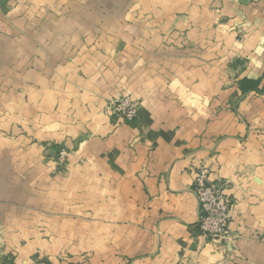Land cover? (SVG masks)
Segmentation results:
<instances>
[{
	"label": "crops",
	"instance_id": "obj_1",
	"mask_svg": "<svg viewBox=\"0 0 264 264\" xmlns=\"http://www.w3.org/2000/svg\"><path fill=\"white\" fill-rule=\"evenodd\" d=\"M22 19L34 24L0 16V104L43 103L41 125L54 127L43 139L58 135L74 151L62 178L71 193L62 187L58 197L72 202L75 224L79 214L112 233L105 245L119 254L99 263L264 264V0H140L139 19L76 17L38 53L31 42L18 47ZM117 91L136 95L140 119L106 120L101 110ZM50 103L61 108L58 122L44 116ZM203 168L226 183L232 240L200 231L194 179ZM19 211L24 223L15 211L0 219V244L44 247L31 235L32 210Z\"/></svg>",
	"mask_w": 264,
	"mask_h": 264
},
{
	"label": "rangeland",
	"instance_id": "obj_2",
	"mask_svg": "<svg viewBox=\"0 0 264 264\" xmlns=\"http://www.w3.org/2000/svg\"><path fill=\"white\" fill-rule=\"evenodd\" d=\"M0 16L34 19L33 25L25 23V19H22L21 23L17 22L15 34L18 38V47H24L25 42H31L33 53H38L47 42H52L47 40L52 33L72 32L76 17L84 18L88 24L95 21L104 22L107 17L116 20L121 16L139 19L140 0H0ZM31 30L33 36L19 37V34ZM56 43L54 41V44ZM40 79L42 77L38 74L35 82L41 83ZM32 94L34 99L40 100L42 97L43 100L42 92L32 90ZM41 105L43 107V103H36L35 100L31 103L28 100L22 103L18 100L16 104H12L11 109L7 104H0V115L3 116L2 119L5 118L0 120V214H2L0 219H5L4 215H7V212L12 214V211H15L13 219L23 220L24 223V216L19 217L16 213L20 214L19 210L24 207L30 208L33 231L38 230L36 233L31 232V235L37 234L39 238L41 235L47 242L44 247L33 243L31 248L26 249L25 240L20 248L7 249L1 243L0 264H16L15 262L23 264L26 255L34 261L59 260L67 264H100L101 258L108 254L118 256L120 249L106 247L105 244L109 240H105L110 239L112 233L104 229L96 230V226L100 228L98 224H90L89 221L78 222L83 217L79 214L76 215L75 224L70 208L72 202L66 197L65 199L58 197L59 192L63 191L62 187H66V192L71 193V184L67 188L65 179L62 178L69 173L66 163L74 156V151L63 141L58 140V135L43 139L42 131L51 133L54 127L46 128L41 125ZM57 107L56 103L49 105L44 115L47 122H58L56 120L63 115L59 111L61 108ZM5 108H9L11 112H4ZM101 113L106 116V120L116 125L131 124L140 119L139 103L132 92L117 91L106 101ZM18 115L23 118L20 120H24L25 115L32 118L28 122L20 121ZM9 116L12 120H8ZM14 117L17 119H13ZM9 129L11 131L5 132ZM84 218L89 220L90 217ZM42 221L44 231L40 229ZM21 234L20 237H25L24 233ZM228 238L230 233L226 236V239ZM230 239H233L232 235Z\"/></svg>",
	"mask_w": 264,
	"mask_h": 264
},
{
	"label": "built area",
	"instance_id": "obj_3",
	"mask_svg": "<svg viewBox=\"0 0 264 264\" xmlns=\"http://www.w3.org/2000/svg\"><path fill=\"white\" fill-rule=\"evenodd\" d=\"M195 193L200 206L199 228L207 239L221 243L229 233L232 201L226 183L211 180L206 168L195 174Z\"/></svg>",
	"mask_w": 264,
	"mask_h": 264
},
{
	"label": "trees",
	"instance_id": "obj_4",
	"mask_svg": "<svg viewBox=\"0 0 264 264\" xmlns=\"http://www.w3.org/2000/svg\"><path fill=\"white\" fill-rule=\"evenodd\" d=\"M244 84H248V87L249 88H255L256 87V85H257V83L255 82V84H254V82L252 83L251 81H249V80H246V81H244L243 82ZM255 85V86H254Z\"/></svg>",
	"mask_w": 264,
	"mask_h": 264
}]
</instances>
